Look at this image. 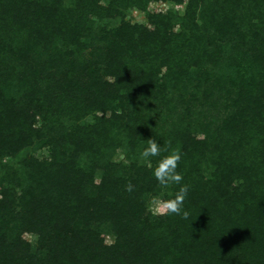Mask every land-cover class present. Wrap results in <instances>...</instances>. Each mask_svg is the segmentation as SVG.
<instances>
[{
	"label": "trees",
	"instance_id": "obj_1",
	"mask_svg": "<svg viewBox=\"0 0 264 264\" xmlns=\"http://www.w3.org/2000/svg\"><path fill=\"white\" fill-rule=\"evenodd\" d=\"M155 1L0 0V264H264V0ZM182 185L189 217L154 215Z\"/></svg>",
	"mask_w": 264,
	"mask_h": 264
},
{
	"label": "clouds",
	"instance_id": "obj_2",
	"mask_svg": "<svg viewBox=\"0 0 264 264\" xmlns=\"http://www.w3.org/2000/svg\"><path fill=\"white\" fill-rule=\"evenodd\" d=\"M167 149H165L166 151ZM161 147L155 139L148 140V146L140 153L141 159L150 161V158L158 157L161 155ZM181 154L177 150L171 151L170 154L164 156L159 160L157 166L153 170V175L157 182L163 186L181 185L183 176L177 171ZM125 190L129 193L134 191V186L129 182L125 186ZM189 186L182 185L175 193L174 197L167 200L155 199L153 200V214L154 215H176L181 216L183 219L189 217V212L183 208L185 198L188 195Z\"/></svg>",
	"mask_w": 264,
	"mask_h": 264
},
{
	"label": "rangeland",
	"instance_id": "obj_3",
	"mask_svg": "<svg viewBox=\"0 0 264 264\" xmlns=\"http://www.w3.org/2000/svg\"><path fill=\"white\" fill-rule=\"evenodd\" d=\"M149 9L150 10H154V9H159V10H162V11H169V12H173V13H177V14H181L183 12V8L184 6L182 4H176L174 3L173 1L171 0H160V1H155V2H151L149 4ZM123 18L126 19V20H129L131 22H146V15L144 12L136 9V8H127V9H124L123 10ZM120 17L117 16V17H113V18H106V19H102V20H98L96 21V25L97 26H100V27H105V29H112L114 27H116L119 22H120ZM100 46V43H94L92 44L89 48H87L86 50L83 51V58L85 59L86 63L88 64H92V63H97L98 62V59H99V53L101 51L100 48H98ZM98 65V64H97ZM232 66H229V69L231 68ZM234 74V73H233ZM221 95H224L223 92L219 91ZM219 100H224L223 98H220ZM178 108L179 110L180 107H184L182 104H178ZM214 104H205L204 107L206 109H208V111H214V112H217L218 110L215 109L214 107ZM184 109V108H183ZM221 113V112H220ZM91 119V116H88L86 118L85 121H89ZM66 123H68V121H65ZM31 153L34 154L35 156L37 157H43L45 156L47 153H48V149L46 147H36L34 149L31 150ZM114 160L116 161H122L124 163H128L129 161L126 159V157L120 152L118 154H115L114 156ZM12 164L14 166H17L16 163H13L12 161ZM160 193L159 194H156V195H151L148 197V201H147V204H148V207L149 209L152 211V208H153V200L155 199H162L161 198V195L163 193V189L161 188L160 190ZM153 212V211H152ZM107 233V232H106ZM27 238L31 241H35L36 239V236L34 234H30L27 236ZM106 241L107 242H110L112 239H113V236L110 235V234H106Z\"/></svg>",
	"mask_w": 264,
	"mask_h": 264
}]
</instances>
